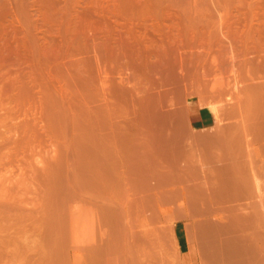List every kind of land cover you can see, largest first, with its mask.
<instances>
[{
    "label": "rangeland",
    "instance_id": "1",
    "mask_svg": "<svg viewBox=\"0 0 264 264\" xmlns=\"http://www.w3.org/2000/svg\"><path fill=\"white\" fill-rule=\"evenodd\" d=\"M43 1L42 0H0V32L2 31L1 32L2 34L0 33V69H1L0 73L3 74L0 75V81H1L0 89L2 88V92L0 93H2L1 95H4L3 97L4 100L0 95V249L3 251L6 250L7 253L5 252V254L8 255L7 257L5 256V254L3 255V257L0 259V264H6L5 262H7V264H77V263L78 264H132L129 261H136L133 262V264H184L183 257L181 256L177 246V235L180 236L182 229L186 227L189 234L191 249L195 250L196 252L197 251L196 244L197 245L199 244V240L197 236V227L199 223L204 222L203 219L193 218L189 216V209L193 207L191 204L186 203L185 200L183 199L179 203L162 204L159 205L158 207L156 204L107 202L109 195L111 194L115 196L118 195L117 193L118 188L115 190L113 189V193H110V190L108 188H104V189L100 188L99 191L104 190V193H99L97 195L95 192H93L92 178L90 177L89 183L87 182L86 154H87V149H89L90 147L89 133L91 131V121H92V109H91L93 104L92 102L94 101L95 103L94 105H100V106H102V104L104 106H110L115 104L116 107L120 108V112H119L120 114L118 113V118L121 119V121L127 118L126 116L127 114L125 115V112L127 113L126 109L125 112H123L124 110H122V108L125 106L124 101L122 100V96L123 94L125 95V92L122 91L123 88L120 86L119 83L120 78L118 77L119 74L118 72L122 73V75L125 76L127 75V77L129 76L128 80L130 79L129 80L130 82L132 83L134 82L135 80L133 77L134 74H132V71H130L131 69L129 68H131V65H133L131 59H133L132 56L134 55L131 52L133 50H136L138 44H136V42L133 43L132 39L131 42L130 38L127 37L128 35L126 36L128 29L127 27L129 23L127 22V20L115 16V14L113 15L112 13H110L108 8L112 6V3H114L115 0H108V1L106 0L107 2L103 0L105 1V3L101 0L100 4L101 2H103L102 4H104L103 5L104 7H100V8H99L100 4L98 6L93 4L98 0L94 2H92V0H78L77 3L76 2L73 3L74 2L73 1L72 2L73 4H71V2L68 3L69 0H53V2L52 0L51 1L43 0ZM47 1H49V3ZM246 1L247 3L251 2L249 4H251L252 6H255L256 4L258 5L260 4V7L262 8L259 7L257 8V11L255 10L258 13V15L255 16V18L256 17L258 18L254 20L255 23H253V25L257 27L263 24L264 13H261L260 11L264 12L263 11L264 2H261V0H259V2L258 0H256V2L254 0L251 1L234 0L235 4L233 6L235 7L233 12L234 14L236 15L239 14V15L235 16L236 18L235 17L233 18L237 19L238 17L240 18L242 16L245 17V11L249 10V4H247ZM41 2H43L45 5ZM91 4L94 6H92ZM238 5L239 7L236 8V6ZM240 5L242 7H240ZM68 6H70L69 8H71L70 12L73 13L74 16L73 18L74 19L76 18L75 20H77L76 23L81 24V21H83L84 19L86 21H91V20L93 21L95 19L94 23L96 22L98 24L99 22V25H96L95 23L96 27L98 26L100 27L101 25L100 28L98 27L99 29L98 33H97L98 29H96L97 31L95 29H92L90 33L92 34L93 32V35H90L89 38L91 39L88 40L89 43L90 41L92 42V40L94 43L93 42L90 43V46L93 47V49L89 46L90 50L87 52V55L89 53L91 55L87 56L85 53V55L89 59L92 58V60H89L87 58L89 60V66L87 63V78L90 79L87 85H84L85 82H83L79 78H77V80L79 79L78 81H76V78H74L73 81H76L74 82L75 84H73V82L71 81L72 82L70 84L71 86L70 85L68 86L66 82L70 77L67 76L66 78L63 76L60 78L61 81H63L64 78L67 79L64 80L65 82L63 81V83H65L67 87L60 80H57L56 78H54L52 82L51 80L50 81L44 80L45 78L44 75H46L47 73L49 74L50 71L56 70L55 69L56 60L53 59L51 61H48L45 51L47 49H51L52 47L53 48L57 47V49L60 48L62 45L66 44L68 40L72 38V37L70 38L71 35H75L77 32H80L82 30V26L78 25L80 28L78 26H76V28L77 29L79 28L80 30L77 31L74 30L75 32L74 34L73 33L68 34L69 39H66V37L63 35V30H61V28H62V24L64 25V23L67 22V18L61 16V14L62 11L68 8ZM106 6L107 9L105 10ZM244 6H247L248 9H246L247 7L244 8ZM59 7L61 8V10ZM96 8H98L102 12L99 11L98 9L96 10ZM240 9L245 11L241 12ZM94 10L98 11V13ZM90 13L92 15L95 13L93 15L94 17ZM52 14H55L54 16L57 15L56 18L54 17L55 20L53 19V21H51L52 18L51 20H49L50 17L48 19V16H45V15L50 16ZM86 14H90V18L86 17ZM99 16L101 19L99 18ZM244 17H242L241 19L238 18L241 21L240 23L241 27L246 22V19ZM174 18L173 19L170 18L171 20H168L169 18H167L165 20L168 27L173 26L175 22L178 21L176 18L175 21ZM260 18L263 21V23L260 20ZM78 19L79 20L82 19V20L78 22ZM209 19L215 20L216 18L210 17ZM234 19L232 20L231 18L232 21H234ZM151 20L150 19L147 20L148 22L146 20L144 21L150 23ZM153 20L151 21L150 23L151 25H149V28L148 26L147 28L149 30L150 36L152 38H157V37H153L154 34H152L156 31L155 24L157 22V20H155L153 23ZM172 20L174 22L173 25H172L173 23ZM144 21H143L144 24L138 25L140 26L139 28H141L142 30L144 29L142 28L143 25H144L143 27H146V23ZM240 21H238V24L237 23L235 24L239 25ZM165 22L164 24H166ZM113 25L116 26V28L112 27ZM109 26L111 27L109 28ZM150 26L153 31H151ZM261 26H264V24ZM48 28L49 30L50 29L51 30L49 31ZM106 28H109V30H111L110 32L113 34L106 32L105 30ZM122 29L124 30L126 29V30L124 31ZM225 30H227V28ZM61 36H63L64 39L63 37L61 38ZM93 36L96 37L93 38ZM155 36L158 35L156 34ZM234 36L229 35V37L232 38L234 43L236 42L235 50L237 56L235 59L234 68L236 71H238L244 65L242 60L244 58L242 57L243 46H241L242 45L241 42L239 43L240 41L239 37L235 36L234 38ZM236 37H238V39ZM107 38L108 40H106ZM99 40L100 41L102 40L105 44L101 42L104 45L103 44L99 45L100 44V42H98ZM225 40L226 39L222 40L220 43L217 42L218 44H216L215 47L216 46L222 47L223 52L225 53L223 54L227 55L226 54L227 47L224 46V44L227 45L226 44L227 40L226 41ZM95 41H97L98 43ZM128 43L129 44L132 43L133 45H129V48L127 49L126 45ZM222 43L223 45L221 46ZM91 44H95V45H91ZM46 45L47 48H45ZM102 45L104 46V49L101 48ZM113 45H116L117 48L120 47L122 49V53H121L120 48L119 49L115 48L116 50H119L117 52H120L122 56L127 52L131 53L132 55L130 54L131 55L130 56L128 55V53L125 54L124 57H122L124 59L121 58L120 60L117 61V63L116 62L114 63L117 65V68H115L114 70L109 69L110 83H112V81L113 83L111 84L112 87H110L111 85L108 86L110 83L107 84L108 88L110 87L111 89L110 90L108 89L109 91L106 93L104 92L103 89L105 88V90H107V87L104 86L102 83L103 82L102 80L104 79L103 78L104 75L100 71L101 69L98 70L97 68L98 66L95 58H98L99 60L97 54L98 52L99 55H101V57L102 54H104L102 57L103 60L101 66L106 65V67L108 68L110 66V60L106 56L107 53L109 56V53H111L112 50L114 49ZM94 46L95 47L99 46V48L101 49L91 52L92 50H96L98 48L97 47L96 49H94L95 48ZM130 46H134L133 47L134 49L133 48L130 49ZM238 49L240 51H238ZM123 50L124 52L126 50L128 51L124 53ZM212 51L213 52L211 53H213V55L215 51L216 54L217 52H219L218 50H214V49ZM101 52L102 54H100ZM95 53L97 54V56ZM211 53H209L210 55L207 54L209 55V58L207 55H205L207 57L204 56L208 60L203 59L204 65L203 67H200L201 69L203 68L207 72L206 75L209 77L208 78L209 80H206V84H203L201 82L203 84L201 85V88H199L197 85H194L197 82L195 83V81L193 80H192L193 82H191L190 79L188 80L186 79L185 81L186 86H184V84L182 85L177 84V88H176L175 87L176 83L170 82L171 84L168 83L166 86L154 87L153 90L159 89L162 92L164 91L163 89L165 88L166 89L168 88L169 91L171 89L170 92L172 94L176 93L175 95H177V97L174 95L176 97L175 99L176 101H174V99L173 100L170 99L172 98L171 96L170 98L168 97L164 100L163 108L164 109L168 108V109L167 110L162 109L163 112L168 110L169 111L171 110L172 112L175 108V105H177V103L186 106V103L192 100H198V103L200 105L206 106L208 103L207 102L208 98L206 99V101L205 99L203 101L200 95L202 92L206 91L205 89H207L208 91L205 92L206 94L209 93V91H211V89L213 88L211 82L213 83L214 80L213 78L215 74H219L221 71L223 74L225 73L224 75L230 76L232 78L233 74H231V68L233 66L230 64L231 62H229V64L228 62H226V64L224 63L225 66L221 65V62L219 63V61L217 62V64H215L216 62L212 63ZM251 53L254 54L253 51ZM251 53L249 54L250 56L253 55V54L251 55ZM79 55L82 56L83 54L80 53L74 55L69 54L67 55L66 59L71 63V60L81 57ZM126 55L130 57H127ZM8 56L9 58H7ZM104 59L106 62L104 61ZM198 60L199 59H197V62H200L202 64L203 61L200 60L198 61ZM126 61L129 62L130 64H128ZM135 61L134 63L137 62ZM241 62L243 64H241ZM90 63L96 66L97 69H95V67ZM211 63L213 67L210 65ZM14 64L16 67L14 66ZM194 64H196V60ZM119 65L121 66L123 65V67L120 68L121 66ZM261 69L262 70H259L260 71L259 75L261 76L259 78L260 79L263 78L262 80H260L258 78V75L256 76L255 74V72H257L258 74L259 71L254 72L255 74L254 76L256 77V79L260 80V81L258 80V82L264 81V76H263L264 69L263 68ZM14 73H17L15 74L17 75L16 77ZM88 73H90L92 76L96 74L95 76H93V78L94 77L95 78L93 79L92 76L89 75ZM99 75L100 77H98ZM6 76H8V78H6ZM96 77H98V79ZM109 79L107 80L106 78L107 81H109ZM232 80L233 79L230 80L229 85L233 84ZM59 83H61L64 86L60 85ZM192 83L194 87L192 86ZM83 85L85 87H83ZM88 86L91 92L89 91V89H86L88 88ZM169 86H173L174 89L173 92H172L173 90L172 87L170 88ZM182 86H184V89H182ZM195 86L198 88H196ZM232 86L233 85L229 86V88L225 90L226 93L228 92L227 94L225 93V91H223L224 95L223 93L221 95V88L218 87L217 85L216 87L218 88L216 89L214 87L215 91L213 90L214 89L213 88L212 89L213 92L210 93L213 96H211L210 94L208 95V97L210 96L209 99L211 98L212 103L213 102L218 103L220 102V100L225 101L227 97V96L225 97V95H229L231 93ZM63 87H66L68 90L72 91L73 93L75 91L74 95L70 94L69 91H66V93H68V97L70 94L71 101L73 99L76 100L80 99V103H81L82 99L81 97L80 98L78 97L81 96L79 95L81 94V92L84 93L86 92L87 94L90 95L89 98L90 103H88L87 107L89 106L88 108H90L88 110L90 114L88 113V115H90L91 118L90 116L87 115V113L84 112L85 109H83V107H80L82 106V104L81 105L80 103L79 104L77 103V105L75 104L77 106L76 107L74 105L75 108L73 107V105L72 106L70 105V104H74L76 100L75 101L73 100V103L70 104L68 103L71 101H69L70 100L69 98L63 96V95H67L65 94V92H62L61 89H64ZM115 87H117L116 89L120 91L119 92L118 90H116V92L118 91L119 94L118 92L117 94L116 93L113 94V92L115 91L113 89H115ZM93 88H95V91ZM202 88L205 91H202L201 90ZM77 89L81 91L79 92ZM181 89L182 92H180ZM185 89H187V91L190 92L187 93ZM218 89L220 91H218ZM9 91L11 93H9ZM121 91L124 93H121ZM217 91L220 92L219 95L217 94ZM5 92H7L9 95L6 94ZM61 92L63 94H60ZM77 92H79L78 95ZM102 93L103 94L106 93L107 95L106 94L103 95ZM7 95L8 97L5 98ZM113 96L116 97V99H114ZM103 97L104 99H106L107 97L109 98L108 100L106 99L107 100L106 101L103 99ZM117 97L119 98V100ZM125 97L126 96H124V100ZM222 97L223 98L225 97V99H223ZM33 99L35 100V102ZM55 99L57 101H54ZM111 99L114 100V101L112 100V104H111ZM168 99L170 100L171 103L169 102ZM61 100L63 103L67 104V108L69 107L68 105L72 107L71 110H73L74 108L75 113L71 111L69 108L68 110L65 109L66 105L63 104ZM45 101L46 103H43ZM77 101L79 102V100ZM173 101L175 104L173 103ZM7 103L9 104L8 107L6 105ZM118 103L120 105L123 104L124 106L122 105L121 108ZM226 104H227L226 106L228 105L230 106V104L228 103ZM63 105L65 106L64 108H62ZM9 106L12 108H10ZM43 107L44 110L42 109ZM24 109H27L26 110L27 113L25 112ZM64 109L67 110L68 112L64 111ZM191 109L192 107L190 106L189 118L191 117ZM42 111L44 113H42ZM66 112L67 113L71 112V113L67 114ZM45 113H47V116H45L46 115ZM63 113L64 115L66 114L67 117L66 115L64 116ZM131 114L133 115L132 111L130 110L129 116H132ZM226 117H228V120H230L231 118H234L236 116L231 115L229 117L228 114V116ZM226 117H225V121L227 120ZM39 118H41L42 120ZM185 120L186 122L188 121V119ZM260 142L261 141H258L256 145L263 146L262 144L264 141L261 143ZM261 152L264 153V148L261 150ZM258 156H256L255 159L256 163L259 162L264 163V160L263 162H261L262 159H264L263 158L264 155L262 154L259 155L258 153ZM11 157L13 160L11 159ZM257 158H259V162L257 161L258 160ZM254 176H256L257 178L259 177L257 172H254ZM258 180L260 181V177L258 178ZM95 189L96 188H94V190ZM260 192H261V188H260ZM129 195H132V193L130 192ZM117 199H118L117 197L114 198V200ZM203 203L204 202H198V205L197 207H195V209H197V211L199 212H202V209H204L208 205ZM220 204L221 206H219ZM199 206H201L202 209ZM229 206L231 207L230 203L215 204L214 209L219 212L217 214L218 218L208 221L214 223H218L219 221L223 223L227 221L228 213L230 210ZM100 249L101 251H99ZM76 258L78 259L76 260ZM80 259H82L81 262ZM87 259L90 261V263ZM76 261L77 263H75ZM207 264H209V260L207 261Z\"/></svg>",
    "mask_w": 264,
    "mask_h": 264
},
{
    "label": "bare ground",
    "instance_id": "2",
    "mask_svg": "<svg viewBox=\"0 0 264 264\" xmlns=\"http://www.w3.org/2000/svg\"><path fill=\"white\" fill-rule=\"evenodd\" d=\"M43 1V0H42ZM51 1V0H50ZM74 1V2H73ZM77 1L78 0H69L68 1V3H70L71 2V4H73V3H77ZM94 1H96V0H92V2H94ZM100 1L101 0H98V1H96V2H94L93 4L94 5H99L100 4ZM103 1V0H102ZM106 1V0H105ZM105 1H103L104 3H105ZM108 1V0H107ZM106 1V2H107ZM251 1V0H250ZM255 2H256V0H254ZM44 2V1H43ZM43 2H41V3H43ZM48 3H49V1H47ZM52 2H53V0H52ZM51 2V3H52ZM55 2V1H54ZM73 2V3H72ZM79 2H81V1H79ZM83 2V1H82ZM91 2V3H92ZM103 2H101V4L99 5V8L100 7H104L103 5L104 4H102ZM244 2V1H243ZM253 2V1H252ZM258 2H259V0H258ZM261 2H264V0H261ZM50 3V4H51ZM96 3V4H95ZM237 3V2H236ZM246 3H247V1H246ZM249 3H251V2H249ZM249 3H247V4H249ZM44 4V3H43ZM53 4V3H52ZM89 4V3H88ZM235 3H234V0H115L114 1V3H112V6L110 7V8H108L109 9V11H110V13H112L113 15L115 14V16H118V17H121V18H123V19H125V20H127V22L129 23V25H128V29H127V34H126V36L127 37H129L130 38V41H131V39H132V41H133V43H135L136 42V44H138V47L136 48V50H133L134 48V46L136 45H134V46H130V49L131 48H133L131 51V53L134 55V56H132L133 57V59H135V60H133V59H131L132 61L131 62H133L132 64L134 65H131V68H129V69H131L130 71H132V74H134L133 75V77H134V82L132 83V82H130L129 80H128V78H129V76L127 77V75L125 76V75H122V73H120V72H118L119 74H118V77L120 78V81H119V79H118V81H119V83H120V86L123 88V90L122 91H124L125 92V95L123 94V96H122V100L124 101V105L126 106V108H125V106L122 108L121 106L122 105H120L119 103V106L122 108V110H124L123 112H125V109H126V111H127V113L125 112V115L128 117L129 116V114H130V110L132 111V113H133V117H136L135 119H139V122H141L140 120H142L143 121V123L147 120L148 121V119H150L152 116H156V119L157 118H159L158 116H163V117H166V119H167V117L168 118H170V117H174L175 116V119L178 117V119L179 120H181V122L184 124V122H186V120L185 119H188V121L190 120V118H189V112H190V102L188 103H186V106H183L182 104H179V103H177V105H175V108H174V110L171 112V110L169 111H165V112H163V110L162 109H164L163 107V102H164V100L166 99V98H170V96L172 97V98H170V99H174V101H176L175 99H176V97H177V95H175L176 93H171L170 91H171V89H170V91L168 90V88L166 89H163L164 91L162 92L161 90H159V89H156V90H153L154 89V87H158V86H166L168 83H176V88H177V84H179V85H182V84H184V86H186L185 85V81H186V79L188 80V79H190V81L191 82H193V81H195V83L197 82H199L198 84L196 83V84H194V85H197L199 88H201V85H203V84H206V80H209L208 78V76L206 75V71L202 68H200V67H203V65H204V61H203V59H206L205 57H207L208 56V58H209V53H211V52H213L212 50L214 49V50H218L219 52H217V54H216V51H215V53H214V55H213V53H211L212 54V59H211V61H212V63L214 62H216L215 64H217V62L219 61V63L221 62V65H224V63L226 64V62H228V64H229V62H231L230 64L233 66L232 68H231V74H233V76H232V78L230 77V76H226V75H224L221 71H220V73L219 74H215V76H214V80H213V83L211 82V84H212V87L214 88H218V87H220L221 88V95H222V93H223V95H224V92L223 91H225V90H227V88H229V86H231V85H233L232 86V91H231V93L229 94V95H225V97H226V100L225 101H221L220 100V102H218V103H212L211 102V98L209 99V97H208V95L210 94V93H212L213 91H212V89H211V91H209V93H205V92H208L207 91V89H205V90H203V88L201 89L202 91H205V92H202L201 93V95H200V97L203 99V101H204V99H205V101H206V99L208 98V100H207V107L209 108V110L212 112V114H213V116L215 117V120H216V123H217V125H220V124H222V126L223 125H225L224 124V122H228L227 120H228V117H226V116H228V114H229V117L231 116V115H233V116H236V117H234V118H236L235 120H236V122L237 123H235L234 125H237V127H236V131L234 130V132H237L239 135H238V138H239V136L240 135H244L245 137H246V143L243 145V146H241L242 144H239V149L241 148V149H245L244 151L245 152H247L248 153V156L247 157H249L250 159V161H249V163H251V165H253V164H255L254 162V160L256 159V156H258V153H259V155H264V153L263 152H261V150L264 148V81H261V82H258V80L260 79L259 77H261L260 75H259V73H260V71L259 70H262L261 68H263L264 69V26H261V25H263L264 23H263V21L261 20V18H260V20L262 21V23L263 24H261V25H259V26H257V27H255V25H253V23H255L254 22V20L256 19V18H258V17H256L255 18V16H257L258 15V13L256 12L257 11V8H259L260 7V4L258 5V4H256L255 6H252L251 4H249V10L248 11H245V10H241L240 9V11L242 12H244L245 11V17L244 16H242V17H244L245 19H246V22H245V24L241 27L240 26V23H241V21H240V19L242 18H240V17H238V18H240V19H238V21H240L239 22V25H237L238 24V21H237V19H234L233 17H235V16H238V15H236V14H234V7L235 6H233ZM238 4V3H237ZM236 4V5H237ZM45 5V4H44ZM55 5V4H54ZM81 5V4H80ZM92 5V4H91ZM94 5H92V6H94ZM43 6V5H42ZM61 6V5H60ZM65 6V5H64ZM48 7V6H47ZM50 7H52V6H50ZM70 6H68V8L67 7H65V8H67L66 10H64V11H62V14H61V16H64V17H66L67 18V22L66 23H64V25L62 24V28H61V30H63V35L66 37V39H69L68 38V34H74L75 32H74V30L75 31H77V30H80L79 28V26L81 25L82 26V30L80 31V32H77L75 35H71L70 36V38L72 37H74L73 39L71 38L70 40H68V42H66V44H64V45H62L60 48H58L57 49V47H55V48H51V49H47L46 51H45V54H46V56H47V60L48 61H51V60H56L55 62H56V64H55V71L53 70V71H50L49 72V74L47 73H45L46 75H44V80H46V81H50L51 80V82H52V80L54 79V78H56L57 80H60L61 81V77L63 76V77H65L66 78V76L67 77H70V78H68V80L70 81H68L67 79H65L64 78V80H67V84H68V86L73 82V84H75L74 82H76V81H78L79 79L80 80H82L83 82H85V84L84 85H87L88 84V82L90 81V79L89 78H87V63H88V66H89V60H92V58H88L87 56L88 55H91L90 53L87 55V52L90 50V48H89V46H90V43H92L93 42V40H92V42L90 41V43L88 42V40L89 39H91V38H89L90 37V35H93V32H92V34L90 33L91 31H92V29H98V27H96V25H99V22H98V24L96 23V25H95V23H94V20L92 21H86L85 19L83 20V21H81L82 19H78V22L79 21H81V24L80 23H76V21L77 20H75L73 17V13L72 12H70L71 10V8H69ZM77 7V6H76ZM84 7H85V5H84ZM96 7V6H95ZM109 7V6H108ZM237 7H239V5L238 6H236V8ZM240 7H242L241 5H240ZM245 7H247V6H244V8ZM60 8V7H59ZM73 8V7H72ZM260 8H262V7H260ZM46 9V8H45ZM63 9V8H62ZM85 9V8H84ZM98 8H96V10H97ZM101 9H103V8H101ZM107 9V6L105 7V10ZM246 9H248V7L246 8ZM263 9H264V7H263ZM43 10V9H42ZM54 10V9H53ZM60 10H61V8H60ZM96 10H94V11H96ZM99 10V9H98ZM236 10H238V9H236ZM256 10V11H255ZM52 11V10H51ZM50 11V12H51ZM58 11V10H57ZM90 11V10H89ZM99 11H101V10H99ZM264 11V10H263ZM79 12H80V10H79ZM97 13H98V11H96ZM102 12V11H101ZM258 12H259V10H258ZM261 13H264V12H262V11H260ZM56 13H58V12H56ZM49 14V13H48ZM77 14V13H76ZM84 14V13H83ZM91 14V13H90ZM90 14H86V17H88V18H90ZM95 14V13H94ZM93 14V15H94ZM55 14H52V15H45V16H48V19H49V17H50V19L49 20H51V18H52V20L51 21H53V19H54V17L56 18L57 17V15L56 16H54ZM92 15V14H91ZM92 15V16H93ZM111 15V14H110ZM53 16V17H52ZM82 16V15H81ZM108 16V15H107ZM43 17V16H42ZM59 17V16H58ZM94 17V16H93ZM176 18L178 21L177 22H175V24H174V22H173V20H172V25L173 26H167V23L165 22V20L167 19V18H169L168 20H171V19H173V18ZM210 17H214V18H216L215 20L214 19H209ZM263 17V16H262ZM80 18V17H79ZM99 18H100V16H99ZM171 18V19H170ZM174 18V19H175ZM231 18H232V20L234 19V21H232L231 20ZM236 18V17H235ZM101 19V18H100ZM110 19V18H109ZM153 20V19H155V20H157V22H156V24H155V32L154 33H152V34H154V36L153 37H157V38H152L151 36H150V34H149V30H148V28H149V25H151L150 23H151V21H150V23H147L148 21L147 20ZM176 19H175V21H176ZM45 20H46V18H45ZM55 20V19H54ZM138 20V21H137ZM141 20H146V21H144L145 23H146V27H143L142 26V28H144L143 30L141 29V28H139L140 26H138V25H142V24H144L143 23V21H141ZM155 20H153V23H154V21ZM168 20H167V22H168ZM243 20V19H242ZM48 21V20H47ZM106 21V20H105ZM257 21V20H256ZM260 21V22H261ZM43 22H45V21H43ZM42 22V23H43ZM50 22V21H49ZM63 22V21H62ZM61 22V23H62ZM112 22V21H111ZM164 22L166 23V24H164ZM152 23V24H153ZM170 23V22H169ZM232 23V24H231ZM235 23H237V24H234ZM243 23V22H242ZM51 24V23H50ZM107 24V23H106ZM148 24V25H147ZM56 25H58V24H56ZM79 25V26H78ZM112 25V24H111ZM114 25H115V23H114ZM112 26V27H115L116 28V26ZM170 25V24H169ZM48 26V25H47ZM61 26V25H60ZM76 26H78L79 28L77 29L76 28ZM147 26H148V28H147ZM167 26V27H166ZM95 27V28H94ZM100 27H101V25H100ZM99 27V28H100ZM111 26H109V28H110ZM227 28V30H225L226 28ZM109 28H106L105 30H106V32H108V33H111L110 31L111 30H109ZM118 28V27H117ZM152 28H153V26H152ZM57 29H58V26H57ZM150 29H151V26H150ZM48 30H49V28H48ZM51 30V29H50ZM49 30V31H50ZM95 30H93V31H95ZM101 30H102V28H101ZM108 30V31H107ZM118 30V29H117ZM122 30H124V29H122ZM126 30V29H125ZM124 30V31H125ZM97 31V30H96ZM151 31H153L152 29H151ZM2 32V31H1ZM0 32V33H1ZM99 32V29H98V31H97V33ZM228 32V33H227ZM61 33V32H60ZM96 33V34H97ZM2 34V33H1ZM50 34V33H49ZM62 34V33H61ZM107 34V33H106ZM111 34H113V33H111ZM158 35V36H155V35ZM235 35V36H238L239 37V39H240V41H239V43L241 42V46H243V56L242 57H244L242 60H243V63H244V65L241 67V65H240V69L238 70V71H236L235 70V68H234V63H235V59H236V56H237V53H236V50H235V43H234V41L232 40V38H230L229 37V35ZM60 35V34H59ZM109 35V34H108ZM2 36V35H1ZM125 36V35H124ZM235 36H234V38H235ZM63 36H61V38H62ZM94 37H96V36H93V38ZM238 37H236L237 39H238ZM98 38V37H97ZM104 38V37H103ZM124 38V37H123ZM233 38V39H234ZM49 39V38H48ZM63 39H64V37H63ZM111 39V38H110ZM224 39H226L227 40V45H225L224 44V46H226L227 47V49H226V47H225V49L227 50L226 52V54L227 55H224L225 53L223 52V49H222V47H220V46H216L215 47V45L216 44H218V43H220L222 40H224ZM95 40H96V38H95ZM106 40H108V38L106 39ZM124 40V39H123ZM127 40H129V39H127ZM225 40V41H226ZM51 41V40H50ZM70 41V42H69ZM131 41V42H132ZM59 42V41H58ZM65 42V41H64ZM95 42H97V41H95ZM98 42H100V44L99 45H101V44H103L104 42L101 40H99ZM97 42V43H98ZM101 42H103V43H101ZM218 42V43H217ZM224 42V41H223ZM251 42H252V44H251ZM94 43V42H93ZM117 43V42H116ZM130 43V42H129ZM127 44L126 46H127V49L129 48V45H133L132 43L131 44ZM52 44V43H51ZM105 44V43H104ZM103 44V45H104ZM48 45V44H47ZM47 45H46V47L45 48H47ZM50 45V44H49ZM91 45H95V44H91ZM96 45H98V44H96ZM102 45V47L101 48H103L104 49V46ZM107 45V44H106ZM105 45V46H106ZM223 45V43L221 44V46ZM240 45V44H239ZM114 46V49L113 50H115V51H113L112 50V52L111 53H109V56H108V53H107V56L106 57H108L109 58V60H110V68L108 67H106V65H103V66H101L102 65V57H103V55L104 54H102V52L100 53V54H102V57H101V55H99V52L97 53L98 54V57H99V60H98V58H95L96 59V63H97V68H98V70L99 69H101L100 71L103 73V75H104V79L102 80L103 82V85L104 86H106L107 87V90H105V88H104V86H103V90H104V92H108L111 88L110 87H112V83H113V81H112V83H110V79H109V74H110V71H109V69H111V70H114L115 68H117V65L116 64H114L115 62L117 63V61L118 60H120L122 57H124V55L125 54H127L128 53V55H130L131 53H129V52H127L128 50H126L125 52H127V53H125L124 52V50L126 49V46H125V49L123 50V52L125 53L123 56H122V49L120 50L121 51V53L120 52H117V51H119V50H116L115 48H117V46L116 45H113ZM116 46V47H115ZM17 47V46H16ZM26 47V46H25ZM30 47V46H29ZM91 47V46H90ZM95 47V46H94ZM98 47V48H97ZM124 47V46H123ZM220 47V48H219ZM92 49H93V47H91ZM97 48V49H96ZM101 48H99V46H96L94 49H96V50H92L91 52H94V51H97L98 49H101ZM110 48V47H109ZM119 48H117V49H119ZM16 49H18V48H16ZM224 49V50H225ZM13 50V49H12ZM34 51V50H33ZM32 51V52H33ZM105 51V50H104ZM130 51V50H129ZM238 51H240L239 49H238ZM254 52V54L253 53H251V52ZM43 52V51H42ZM242 52V51H241ZM14 53V52H13ZM17 53V52H16ZM78 53H80V54H83L82 56L81 55H79V56H81V57H79V58H77V59H73V60H71V63L66 59L67 58V55H74V54H78ZM85 53H86V55H85ZM105 53V52H104ZM224 53V54H223ZM251 53V55L252 56H250L249 54ZM96 54V53H95ZM94 54V55H95ZM97 54H96V56H97ZM131 54V55H132ZM207 54H209V55H207ZM130 55V56H131ZM205 55H207V56H205ZM239 55V54H238ZM19 56V55H18ZM34 56V55H33ZM46 56H44V57H46ZM93 56V55H92ZM127 56V55H126ZM125 56V57H126ZM130 56H127V57H130ZM205 56V57H204ZM15 57V56H14ZM101 57V58H100ZM131 57V58H132ZM240 57V56H239ZM7 58H9V56L7 57ZM74 58V57H73ZM89 60H88V59ZM63 59H65V60H63ZM70 59V58H69ZM72 59V58H71ZM122 59H124V58H122ZM126 59V58H125ZM197 59H199L200 61H203L202 62V64L200 63V62H197ZM239 59V58H238ZM237 59V60H238ZM68 62H67V61ZM107 60V59H106ZM195 60H196V64H194V62H195ZM198 60V61H199ZM206 60H208V59H206ZM34 61V60H33ZM104 61H105V59H104ZM134 61L136 62V63H134ZM19 62V61H18ZM106 62V61H105ZM127 62V61H126ZM17 63V62H16ZM128 64H130L129 62H127ZM209 63V62H208ZM212 63L210 64L211 66H212ZM218 63V64H219ZM242 62H241V64H243ZM36 64V63H35ZM53 64V63H52ZM91 65H93L92 63H90ZM104 64V63H103ZM106 64V63H105ZM124 64V63H123ZM199 64H201V65H199ZM17 65V64H16ZM109 65V64H108ZM125 65H126V63H125ZM124 65V66H125ZM220 65V66H221ZM14 66H15V64H14ZM35 66V65H34ZM94 66V65H93ZM93 66H91V67H93ZM101 66V67H100ZM119 66H121V65H119ZM210 66V67H211ZM225 66V65H224ZM223 66V67H224ZM16 67V66H15ZM46 67V66H45ZM95 67V69H97L96 68V66H94ZM123 67V65L120 67V68H122ZM126 67V66H125ZM133 67V68H132ZM206 67V66H205ZM213 67V66H212ZM211 67V68H212ZM218 67V66H217ZM236 67V66H235ZM89 68V67H88ZM119 68V69H120ZM216 68V67H215ZM214 68V69H215ZM219 68H221V67H219ZM21 69V68H20ZM128 69V70H129ZM238 69V68H237ZM1 70V69H0ZM92 70H93V68H92ZM187 70V71H186ZM223 70V69H222ZM8 71V70H7ZM91 71V70H90ZM96 71V70H95ZM210 71V70H209ZM255 71H259L258 72V74H257V72H255ZM3 72V71H2ZM125 72V71H124ZM129 72V71H128ZM214 72H216V71H214ZM254 72H255V74H256V76L258 75V80L256 79V77L254 76L255 74H254ZM4 73H5V71H4ZM94 73V72H93ZM97 73H98V71H97ZM212 73V72H211ZM218 73V72H217ZM2 73H0V75H1ZM15 74H17V73H14V75ZM89 75H91L90 73H88ZM131 74V75H132ZM3 75V74H2ZM5 75V74H4ZM13 75V74H12ZM96 75V74H95ZM95 75H93V76H95ZM113 75H114V73H113ZM17 75H15V77H16ZM92 76V75H91ZM93 76H92V78H93ZM211 76V75H210ZM264 76V75H263ZM10 77V76H9ZM12 77V76H11ZM31 77V76H30ZM98 77H100V75L98 76ZM98 77H96L97 79H98ZM6 78H8V76H6ZM14 78V77H13ZM74 78H76V81H73V79ZM77 78H79L78 80H77ZM95 78V77H94ZM93 78V79H94ZM106 78H107V80L109 79V81H107L106 80ZM12 79V78H11ZM18 79V78H17ZM71 79V80H70ZM89 79V80H88ZM231 79H233L232 80V82H233V84H231V85H229L230 84V80ZM263 78H261L260 80H262ZM1 80H2V78H1ZM30 80V79H29ZM32 80V79H31ZM63 80V79H62ZM63 80V81H64ZM193 80V81H192ZM257 80V81H256ZM259 80V81H260ZM5 81V80H4ZM14 81V80H13ZM25 81V80H24ZM60 81H58V82H60ZM63 81H61L62 83H63ZM72 81V82H71ZM1 82V81H0ZM21 82V81H20ZM54 82V81H53ZM65 82V81H64ZM69 82V83H68ZM96 82V81H95ZM107 82V83H106ZM189 82V81H188ZM203 84H202V83ZM208 82V81H207ZM3 83V82H2ZM12 83V82H11ZM10 83V84H11ZM34 83V82H33ZM49 83V82H48ZM110 83V84H109ZM118 83V84H119ZM170 83V84H171ZM201 83V84H200ZM5 84H6V82H5ZM37 84V83H36ZM54 84V83H53ZM60 85H62L61 83H59ZM64 85H65V83H63ZM72 84V85H73ZM77 84V83H76ZM83 84V83H82ZM94 84V83H93ZM107 84H109L108 86H110L109 88H108V86H107ZM117 84V85H118ZM186 84H188V83H186ZM15 85V84H14ZM32 85V84H31ZM59 85V86H60ZM64 85H62V86H64ZM83 85V87H85ZM91 85V84H90ZM207 85H208V83H207ZM218 85V87H216ZM1 86V85H0ZM10 86V85H9ZM23 86V85H22ZM25 86V85H24ZM34 86V85H33ZM55 86V85H54ZM66 87H67V85H65ZM71 86V85H70ZM92 86V85H91ZM113 86H114V84H113ZM116 86V85H115ZM184 86H182V89H184ZM192 86H193V83H192ZM58 87V86H57ZM66 87H63L64 89H61L62 90V92H65V94H67V95H63V96H65L66 98H69L70 99V94H72V95H74V93H75V91H74V89H73V91H74V93L72 92V91H70V90H68ZM94 87V86H93ZM170 88L172 87V89H173V86H169ZM181 87V86H180ZM194 87V86H193ZM196 87V86H195ZM198 87H196V88H198ZM204 87V86H203ZM207 87V86H206ZM3 88H4V85H3ZM7 88V87H6ZM11 88V87H10ZM33 88V87H32ZM52 88V87H51ZM62 88V87H61ZM66 88V89H65ZM117 87H115V89H113V90H115L114 92H113V94L114 93H116L117 94V92L119 91L118 89H116ZM176 88H175V90H176ZM215 88L213 89L214 91H215ZM219 88V89H220ZM24 89V88H23ZM50 89V88H49ZM71 89V88H70ZM86 89H89V86H88V88H86ZM94 89V91H95V88H93ZM93 89H92V91H93ZM100 89H101V87H100ZM109 89V90H108ZM119 89H121V88H119ZM182 89L180 90V92H182ZM209 89V88H208ZM218 89V91H220ZM1 91L0 92H2V88L0 89ZM29 90H31V89H29ZM43 90V89H42ZM53 90V89H52ZM58 90V89H57ZM78 91H79V89H77ZM76 90V91H77ZM116 90H118L117 92H116ZM186 90V92L188 93V92H190V91H187V89H185ZM185 90H183V91H185ZM198 90V89H197ZM5 91H7V90H5ZM11 91V90H10ZM9 91V93H11ZM34 91V90H33ZM32 91V92H33ZM66 91H69L70 92V94H69V97H68V93H66ZM81 91V90H80ZM79 91V92H80ZM83 91V90H82ZM89 91H90V89H89ZM112 91V90H111ZM121 91V93H124V92H122ZM174 91V89L172 90V92ZM192 91V90H191ZM217 91V94L219 95L220 94V92H218ZM43 92V91H42ZM46 92V91H45ZM60 93V94H63V93ZM79 92H77V95H78V93ZM91 92V91H90ZM120 92V91H119ZM119 92H118V94H119ZM6 94H8L7 92H5ZM5 93H3V94H5ZM53 93V92H52ZM93 93V92H92ZM106 93H102L103 95H105ZM186 93V94H187ZM198 93V92H197ZM200 93V92H199ZM225 93H226V91H225ZM228 93V92H227ZM226 93V94H227ZM2 93H0V95H1ZM18 94V93H17ZM186 94H185V96H186ZM214 94V93H213ZM216 94V93H215ZM9 95V94H8ZM8 95L5 97V98H7L8 97ZM49 95V94H48ZM77 95H75V96H77ZM79 95H81V96H78L79 98L81 97V99H82V102L80 103V99H77V100H79V102L76 100V99H73L75 102H74V104H70V103H73V100L71 101V99L69 100V101H71V102H68L71 106L73 105V107H74V105L76 104L77 105V103L79 104L80 103V105L82 104V106H80V107H83V109H85V110H87V111H85L84 110V112L85 113H87V115H88V113H89V109L90 108H88L87 107V105H88V103H90V95L89 94H87L86 92L84 93V92H81V94H79ZM107 95V94H106ZM176 97H175V96ZM183 95H184V93H183ZM211 96H213L212 94H210ZM2 96V99L4 100V95H1ZM19 96V95H18ZM62 96V97H63ZM98 96H99V94H98ZM111 96V95H110ZM120 96H121V94H120ZM124 96H126L125 97V100H124ZM174 96V97H173ZM192 96H193V94H192ZM14 97V96H13ZM25 97V96H24ZM43 97V96H42ZM41 97V98H42ZM49 97V96H48ZM55 97V96H54ZM57 97V96H56ZM61 97V96H60ZM95 97H96V95H95ZM105 97V96H104ZM104 97H103V99H104ZM182 97H184V96H182ZM215 97V96H214ZM213 97V98H214ZM225 97L223 98V99H225ZM26 98V97H25ZM52 98V97H51ZM65 98V99H66ZM108 98L109 97H107L106 99L108 100ZM113 98L114 99H116V97H114L113 96ZM118 98V97H117ZM28 99V98H27ZM53 99V98H52ZM62 99V98H61ZM106 99H104V100H106ZM201 99V100H202ZM30 100V99H29ZM34 100V99H33ZM41 100V99H40ZM63 100V99H62ZM62 100H61V102H62ZM67 100V99H66ZM106 100V101H107ZM112 100L113 99H111V104H112ZM118 100H119V98H118ZM120 100H121V98H120ZM122 100H121V102H122ZM169 100V99H168ZM24 101V100H23ZM49 101V100H48ZM47 101V102H48ZM54 101H57L56 99L54 100ZM59 101H60V98H59ZM65 101V100H64ZM98 101V100H97ZM105 101V102H106ZM114 101V100H113ZM174 101H173V103H174ZM32 102V101H31ZM34 102H35V100H34ZM33 102V103H34ZM104 102V101H103ZM169 102H170V100H169ZM168 102V103H169ZM186 102V101H185ZM20 103H21V101H20ZM19 103V104H20ZM32 103V104H33ZM43 103H46V101L45 102H43ZM49 103V102H48ZM59 103V102H58ZM63 103V102H62ZM107 103V102H106ZM165 103H166V101H165ZM164 103V104H165ZM171 103V102H170ZM169 103V104H170ZM182 103H183V101H182ZM226 103H228V104H230V106L228 107V106H226L227 104ZM31 104V103H30ZM36 104V103H35ZM41 104V103H40ZM54 104V103H53ZM63 104H65V103H63ZM95 104V103H94ZM102 104V103H101ZM105 104V103H104ZM114 104V103H113ZM117 104V103H116ZM175 104V103H174ZM174 104H173V107H174ZM7 105V107H8V103L6 104ZM15 105V104H14ZM13 105V106H14ZM29 105V104H28ZM57 105V104H56ZM59 105V104H58ZM66 105V107L63 105V107L62 108H64L65 107V109H67L68 110V108L71 110V106L70 105H68L69 107L67 108V104H65ZM75 105V106H76ZM85 105V106H84ZM103 105V104H102ZM108 105V104H107ZM5 106V105H4ZM18 106V105H17ZM97 106V105H96ZM112 106H114V108H115V104L114 105H112ZM118 106V105H117ZM10 107V106H9ZM15 107V106H14ZM33 107V106H32ZM41 107V106H40ZM52 107V106H51ZM61 107V106H60ZM77 107V106H76ZM79 107V108H80ZM84 107H87V108H84ZM99 107H100V105H99ZM101 107H103V106H101ZM107 107V106H106ZM131 107H132V109H131ZM171 107V106H170ZM3 108V107H2ZM1 108V109H2ZM10 108H12V107H10ZM20 108V107H19ZM22 108V107H21ZM75 108V107H74ZM74 108H73V110H71V111H73L74 113H75V111H74ZM108 108V107H107ZM113 108V109H114ZM117 108V107H116ZM229 108V109H228ZM29 109V108H28ZM43 110H44V107L42 108ZM54 109V108H53ZM64 109V111H67V110H65ZM82 109V108H81ZM92 109V108H91ZM112 109V108H111ZM112 109V110H113ZM118 109V108H117ZM168 109V108H167ZM167 109H164V110H167ZM23 110V109H22ZM25 110V112H26V110L27 109H24ZM46 110V109H45ZM69 110V111H70ZM94 110H96V109H93V111ZM101 110V109H100ZM99 110V111H100ZM121 110V111H122ZM6 111V110H5ZM31 111V110H30ZM37 111V110H36ZM63 111V110H62ZM79 111V110H78ZM91 111V110H90ZM103 111V110H102ZM68 112V111H67ZM66 112V113H67ZM72 112V113H73ZM80 112V111H79ZM83 112V113H84ZM114 112H116V111H114ZM27 113V112H26ZM37 113V112H36ZM35 113V114H36ZM42 113H44L43 111H42ZM52 113V112H51ZM71 113V112H70ZM70 113H67V114H70ZM84 113V114H85ZM100 113V112H99ZM110 113H112V111L110 112V110H109V114ZM46 115L45 116H47V113H45ZM61 114V113H60ZM90 114V113H89ZM95 114V111H94V113H93V115ZM102 114V113H101ZM104 114H106L105 112H104ZM112 114H114V113H112ZM116 114H117V112H116ZM120 114V113H119ZM29 115V114H28ZM41 115H43V114H41ZM40 115V116H41ZM63 115H64V113H63ZM62 115V116H63ZM66 115V114H65ZM64 115V116H65ZM132 115V114H131ZM32 116V115H31ZM59 116V115H58ZM70 116V115H69ZM88 116H90V115H88ZM120 116V115H119ZM66 117H67V115H66ZM94 117H99V116H95L94 115ZM108 117V116H107ZM113 117H114V115H113ZM131 117V116H130ZM130 117H128V118H130ZM225 117L227 118V120L225 121ZM42 118V117H41ZM41 118H39V119H41ZM70 118V117H69ZM69 118H67V119H69ZM90 118H91V116H90ZM100 118V117H99ZM132 118V117H131ZM155 118V117H154ZM32 119V118H31ZM34 119V118H33ZM110 119H111V117H110ZM115 119V118H114ZM173 119V118H172ZM171 119V120H172ZM42 120V119H41ZM75 120V119H74ZM73 120V121H74ZM95 120V119H94ZM113 120V119H112ZM116 120V119H115ZM133 119H131V121H132ZM145 120V121H144ZM151 121H152V118L150 119ZM153 120H155V119H153ZM158 120V119H157ZM169 120V119H168ZM234 120V119H233ZM102 121V120H101ZM107 121V120H106ZM137 122H138V120H136ZM136 121H134V122H136ZM146 121V122H147ZM150 121V126H153L154 124H153V122H151ZM187 121V125L189 124V122ZM171 122H173V121H171ZM179 122V121H178ZM191 122V121H190ZM107 123H110V121L109 122H107ZM112 123V122H111ZM131 123H133V122H131ZM155 123H156V121H155ZM159 123H161V122H158V124ZM127 124V123H126ZM136 124V123H135ZM148 124H149V121H148V123H147V126H148ZM152 124V125H151ZM157 124V125H158ZM173 124H174V122H173ZM177 123H175V125H176ZM231 124V123H230ZM104 125H106V123L104 124ZM113 125V124H112ZM143 125V124H142ZM141 125V126H142ZM156 125V124H155ZM161 125H163V124H161ZM178 125V127H179V124H177ZM176 125V126H177ZM181 125V124H180ZM185 125V124H184ZM234 125H233V127H234ZM28 126H30V125H28ZM33 126V125H32ZM126 126H128V125H126ZM140 126V127H141ZM144 126H146V125H144ZM165 126V125H164ZM172 126V125H171ZM175 126V127H176ZM182 126V125H181ZM230 126H232V125H230ZM108 127V126H107ZM111 127V126H110ZM135 128H136V126H134ZM137 127H138V125H137ZM157 128L159 127V126H156ZM162 128H163V126H161ZM175 127H173V129L175 128ZM191 127V125H189V128ZM33 128V127H32ZM89 128V127H88ZM120 128V127H119ZM123 128V127H122ZM126 128H128V127H126ZM149 128H152V127H149ZM153 128H154V126H153ZM183 128H185V126H183ZM192 128V127H191ZM190 128V129H191ZM210 128V127H209ZM226 128V127H225ZM231 128V127H230ZM229 128V129H230ZM133 129V128H132ZM144 129H146V131H147V129L148 128H144ZM166 129H171V128H166ZM190 129H186V130H188V131H190ZM217 129H218V127H217ZM216 129V130H217ZM233 129V128H232ZM118 130V129H117ZM125 130V129H124ZM129 130V129H128ZM175 130V129H174ZM185 130V131H186ZM192 130V129H191ZM219 130V129H218ZM101 131V130H100ZM100 131H98L97 130V132L99 133ZM131 131V130H130ZM148 131H149V129H148ZM148 131H147V133H148ZM172 131V130H171ZM177 131H178V129H177ZM176 131V133L175 132H170V133H175V134H177L178 132ZM200 131V130H199ZM203 131H205V132H203L204 134L205 133H211V135H212V132H213V129H207V130H203ZM152 132V131H151ZM157 132V131H156ZM164 132V131H163ZM191 132V134L192 135H196L197 133H196V131H194V134L192 133L193 132V130L192 131H190ZM215 132V131H214ZM219 132V131H218ZM227 132V131H226ZM229 132V131H228ZM124 134L125 133H127V132H123ZM131 133V132H130ZM154 133V132H153ZM153 133H151V134H153ZM169 133V132H168ZM167 133V134H168ZM179 133H180V131H179ZM184 133V132H183ZM196 133V134H195ZM220 133V132H219ZM230 133V132H229ZM232 133H233V130H232ZM149 134V133H148ZM162 134V133H161ZM166 134V133H165ZM186 134V133H185ZM184 134V138H179V139H181L180 140V142L181 143H184V142H182V139L184 140L185 138H186V136L188 137V135L186 134L185 135ZM199 134V137H200V134L201 133H198ZM214 134V133H213ZM236 134V133H235ZM102 135V134H101ZM113 135V134H112ZM179 135H181V134H179ZM183 135V134H182ZM192 135H191V137H192ZM221 135V134H220ZM232 135V134H231ZM134 136V135H133ZM175 136V135H174ZM218 136V133H217V135H215V136H213V137H217ZM102 137H104V136H102ZM177 137H178V135H177ZM181 137V136H180ZM189 137H190V135H189ZM188 137V138H189ZM205 137H207V139H208V136H205ZM220 137H223V136H220ZM225 137H226V135H225ZM224 137V138H225ZM229 137H230V135H229ZM242 137V136H241ZM241 137L239 138V139H241ZM155 138H157V137H155ZM158 138H160V137H158ZM162 138V137H161ZM160 138V139H161ZM165 138V137H164ZM187 138V139H188ZM103 139V138H102ZM125 139V138H124ZM152 139V138H151ZM173 139H175V138H173ZM194 139V138H193ZM192 139V140H193ZM197 138L195 137V141H197L196 140ZM202 139V138H201ZM221 139V138H220ZM226 139H229L228 138V136L226 137ZM110 140H111V138H110ZM123 140V139H122ZM131 140V139H130ZM138 140V139H137ZM166 140H167V138H166ZM171 140V139H170ZM199 140V139H198ZM206 140V138H204V140L203 141H205ZM210 140V139H209ZM213 140V142H214V138L213 139H211V141ZM242 140V139H241ZM244 140H245V138H244ZM261 141V142H263V146H258V145H256V143L258 142V141ZM145 141V140H144ZM147 141V140H146ZM153 141H154V138H153ZM176 141V140H175ZM200 141H202V140H200ZM224 141L225 140H223L222 141V143H223V145H225L224 144ZM240 141V140H239ZM113 142V141H112ZM123 142H126V141H123ZM129 142V141H128ZM127 142V143H128ZM138 142V141H137ZM162 142H163V140H162ZM177 142V141H176ZM198 142V141H197ZM197 142H192V147H193V143L195 144L194 146H196V143ZM207 142V141H206ZM208 142H210V141H208ZM221 142V141H220ZM232 142V141H231ZM231 142H229V144H230V146L232 145L231 144ZM233 142H234V140H233ZM260 142V143H261ZM110 143V142H109ZM115 143V142H114ZM147 143V142H146ZM145 143V144H146ZM154 144H156L157 142H153ZM226 143V142H225ZM237 143V142H236ZM242 143H244V142H242ZM102 144V143H101ZM118 144V143H117ZM158 144V143H157ZM173 144V143H172ZM171 144V145H172ZM178 144H179V142H178ZM187 144H190L189 146H191V143H189L188 141H187ZM197 144H199V143H197ZM207 144V143H206ZM209 144V143H208ZM109 145V144H108ZM136 145V144H135ZM139 145V144H138ZM171 145H170V147H171ZM180 146H181V144H179ZM210 145H212V144H210ZM222 145V146H223ZM115 146V145H114ZM118 146V145H117ZM160 146V148H161V146L162 145H158V147ZM177 147L176 146V144H174V145H172V147ZM219 146H221V145H219ZM235 146H237V145H235ZM148 147V146H147ZM155 147H157V145H155ZM173 147V148H174ZM205 147V146H204ZM128 148V147H127ZM131 148V147H130ZM138 148H140V147H138ZM160 148H158L157 149V151H160V150H162V149H160ZM178 148V147H177ZM195 148V147H194ZM200 148H201V146H200ZM143 149V148H142ZM179 149H180V147H179ZM182 150H180V152H182V153H184L185 152V150H183V148H181ZM188 149V151L189 152H191L190 150H192L191 148H187ZM238 149V148H237ZM120 150V149H119ZM154 150H156V149H154ZM164 150V149H163ZM170 150H172V148H170ZM174 150V149H173ZM172 150V151H173ZM195 149H193V151H194ZM198 150V149H197ZM202 150V149H201ZM200 150V151H201ZM235 150V149H234ZM145 151V150H144ZM177 151H179V150H177ZM177 151H174V152H177ZM187 151V150H186ZM187 151V152H188ZM219 151H220V148H219ZM222 151V150H221ZM143 152V151H142ZM146 152V151H145ZM161 152V151H160ZM164 152H165V150H164ZM163 152V153H164ZM180 152H178L179 153V155H180V158H181V155L182 154H180ZM187 152L185 153V155H187ZM194 152H196V150L194 151ZM226 152V151H225ZM120 153H121V151H120ZM208 153V152H207ZM221 153H224V152H221ZM220 153V154H221ZM232 153V152H231ZM261 153V154H260ZM125 154V153H124ZM133 154V153H132ZM171 154H173V153H171ZM198 154V153H197ZM200 154V153H199ZM201 154H202V152H201ZM200 154V155H201ZM245 154V153H244ZM243 154V155H244ZM148 157H150L151 155L149 154V152H148ZM158 155H159V152H158ZM165 155V154H164ZM174 155V154H173ZM172 155V156H173ZM184 155V154H183ZM188 155L189 156H192L191 154H189L188 153ZM242 155V154H241ZM240 155V157H243V156H241ZM115 156H117V155H115ZM136 156V155H135ZM155 156H157V155H155ZM202 156V155H201ZM206 156V155H205ZM221 156H226V154L225 155H223V154H221ZM157 157H160V155L159 156H157ZM170 157V156H169ZM184 157V156H183ZM186 157V156H185ZM188 157V156H187ZM193 157V156H192ZM191 157V158H192ZM203 157V156H202ZM232 157V156H231ZM235 157H237V156H235ZM245 157V156H244ZM259 157V156H258ZM260 157H262V156H260ZM119 158V157H118ZM142 158V157H141ZM170 158H172V157H170ZM170 158H169V160H170ZM175 158V157H174ZM190 158V157H189ZM188 158V160H190V162H192V160L191 159H189ZM204 158V157H203ZM215 158V157H214ZM225 158H227V157H225ZM263 158H264V156H263ZM11 159H12V157H11ZM123 159V158H122ZM149 159V158H148ZM158 159V158H157ZM156 159V160H157ZM173 159V158H172ZM171 159V160H172ZM182 159V158H181ZM187 159V158H186ZM186 159L184 158V160L185 161H183V160H181L182 162H185V164H186ZM195 159H197L196 157H195ZM211 159H213V158H211ZM215 159H217V158H215ZM230 159V158H229ZM244 159V158H243ZM258 160V162H259V158H257ZM13 160V159H12ZM121 160V159H120ZM144 160V159H143ZM152 160V159H151ZM155 160V161H156ZM163 160H165L164 158H163ZM167 160V159H166ZM168 160V161H169ZM170 160V161H171ZM175 160V159H174ZM193 160H194V157H193ZM204 160V159H203ZM221 161L223 160V158L222 159H220ZM231 160V159H230ZM229 160V161H230ZM236 160H237V158H236ZM248 160V158L246 159V161ZM263 160L264 159H262V161L261 162H263ZM168 161L167 162H165V163H168ZM195 161V160H194ZM199 161H201V160H199ZM212 161V160H211ZM210 161V162H211ZM218 161V160H217ZM217 161H215V163H217ZM226 162H227V160H225ZM228 161V162H229ZM245 161V162H246ZM120 162V161H119ZM139 162H141V161H139ZM188 162V161H187ZM197 162V161H196ZM202 162H204V163H206L205 162V160L204 161H202ZM226 162H222V166H223V163H226ZM231 162V161H230ZM229 162V163H230ZM242 162V161H241ZM244 162V161H243ZM158 163V162H157ZM174 163H176V164H178L177 162H174ZM203 163V164H204ZM212 163V162H211ZM210 163V164H211ZM236 163V162H235ZM260 163V162H259ZM184 164V165H185ZM190 164V163H189ZM248 164V163H247ZM258 164V163H257ZM262 163H260V166H262L261 165ZM157 165V164H156ZM179 165V164H178ZM176 166V165H174V168L173 169H175V171H176V168L175 167H178V168H180V166ZM187 165V164H186ZM185 165V166H186ZM193 165V164H192ZM192 165H189V166H191V167H193ZM207 165V164H206ZM213 165V163L211 164V166ZM224 165H226V164H224ZM234 165V164H233ZM166 166H167V164H166ZM170 166H173V165H171L170 164ZM195 166H196V164H195ZM201 166V165H200ZM199 166V167H200ZM216 166V165H215ZM226 166H228V165H226ZM225 166V167H226ZM259 166V165H258ZM257 166V167H258ZM264 166V165H263ZM263 166L261 167V168H263ZM157 167V166H156ZM187 167V166H186ZM198 167V166H197ZM202 167V166H201ZM229 167V166H228ZM227 167V168H228ZM237 167V166H236ZM151 168V167H150ZM210 167H208L207 169H209ZM233 168V167H232ZM234 168H235V166H234ZM238 168V167H237ZM159 169V168H158ZM168 169H171L170 167H168ZM168 169L167 170H165L166 172H168ZM187 169H189V168H187ZM186 169V170H187ZM193 169V168H192ZM199 169V168H198ZM197 168H196V171L198 170ZM155 170V169H154ZM182 170V169H181ZM189 170H191V168L189 169ZM189 170H187V171H189ZM204 170V169H203ZM203 170H202V172H203ZM233 170V169H232ZM239 170H240V168H239ZM257 170V169H256ZM178 171H180V170H178ZM193 171H194V169H193ZM243 171V170H242ZM246 171V170H245ZM253 171V170H252ZM212 172L214 173V171L212 170ZM216 172V171H215ZM230 172H231V170H230ZM249 172V171H248ZM170 173H172L173 174V172H169V174ZM175 173H177V172H175ZM174 173V178H176V179H178V177H175L176 175H178V174H175ZM179 173V172H178ZM183 173V172H182ZM204 173V172H203ZM232 173V172H231ZM231 173H229V174H231ZM244 173V172H243ZM168 174V173H167ZM181 173H179V175H180ZM184 174V173H183ZM190 174H194L195 175V172L194 173H192V172H190ZM223 174V173H222ZM221 174V175H222ZM233 174V173H232ZM236 174V173H235ZM121 175V174H120ZM187 175V174H186ZM197 175V174H196ZM200 175V174H199ZM206 175V174H205ZM214 175V174H213ZM220 175V176H221ZM227 175V174H226ZM238 175V174H237ZM167 176V175H166ZM170 176H171V174H170ZM171 176V177H172ZM182 176V175H181ZM181 176H179V177H181ZM185 176V175H184ZM219 176V175H218ZM217 176V177H218ZM228 176H230V175H228ZM244 176H245V174H244ZM122 177V176H121ZM171 178V179H174V178ZM186 177V176H185ZM207 177V176H206ZM168 178V177H167ZM204 178V177H203ZM220 178V177H219ZM237 178H238V176H237ZM245 178V177H244ZM259 178V177H258ZM258 178L256 177V176H254V183H255V185H256V188L259 190V192H260V181L258 180ZM121 179H124V177L123 178H121ZM181 179H183V178H181ZM185 179V178H184ZM212 179V178H211ZM218 179V178H217ZM216 179V180H217ZM221 179V178H220ZM234 179V178H233ZM246 179V178H245ZM248 179V178H247ZM170 180V179H169ZM175 180V179H174ZM179 180V179H178ZM214 180V179H213ZM212 180V181H213ZM216 180H215V182H216ZM222 180V179H221ZM181 181V180H180ZM200 181H202V180H200ZM199 181V182H200ZM223 181V180H222ZM225 181V180H224ZM229 181H231V179L229 180ZM233 181V180H232ZM252 181V180H251ZM198 182V183H199ZM211 182V181H210ZM209 182V183H210ZM214 182V181H213ZM226 182V181H225ZM225 182H223V184H225ZM222 183V182H221ZM253 183V184H254ZM187 184V183H186ZM195 184V183H194ZM201 184V183H200ZM207 184V183H206ZM216 184V183H215ZM235 184V183H234ZM233 184V185H234ZM237 184V183H236ZM252 184V183H251ZM179 185V184H178ZM185 185V184H184ZM227 185V184H226ZM225 185V186H226ZM255 185H253V186H255ZM187 186V185H186ZM207 186V185H206ZM209 186V185H208ZM208 186H207V188H208ZM214 186H216V185H214ZM227 186H229V185H227ZM251 186V185H250ZM125 187V186H124ZM123 187V188H124ZM188 187V186H187ZM230 187V186H229ZM185 188V187H184ZM184 188L180 191V193H179V195H177L176 197H181L180 195L181 194H184V192H186V191H184ZM194 188H195V186H194ZM193 188V185H192V189H194ZM228 188V187H227ZM246 188V187H245ZM188 189H189V187H188ZM190 189H191V187H190ZM192 189H191V191H192ZM225 189V188H224ZM229 189V188H228ZM254 189V188H253ZM123 190V189H122ZM198 190V189H197ZM209 190H211V189H209ZM214 190V189H213ZM225 190H227V189H225ZM224 190V191H225ZM230 190V189H229ZM234 190V189H233ZM232 190V191H233ZM178 191V190H177ZM176 191V192H177ZM219 191V190H218ZM257 191V190H256ZM175 192V191H174ZM174 192H172V193H174ZM199 192V191H198ZM222 192H223V190H222ZM258 192V191H257ZM171 193V194H172ZM196 193H197V191H196ZM226 193V192H225ZM234 193H236V192H234ZM177 194H178V192H177ZM195 194V193H194ZM227 194H229V192L227 191ZM226 194V195H227ZM231 195H232V192L230 193ZM176 195V194H175ZM196 195V194H195ZM199 195V194H198ZM201 195V194H200ZM225 195V194H224ZM223 194H221V196L222 197H226V195L224 196ZM261 195V194H260ZM189 196V194H187V197ZM219 196V195H218ZM262 196V195H261ZM260 196V197H261ZM185 197V196H184ZM196 197H197V195H196ZM199 197V196H198ZM228 197V196H227ZM161 198V197H160ZM160 198H159V201H161L160 200ZM200 198H202V196L200 197ZM199 198V199H200ZM173 199V198H172ZM175 199V198H174ZM202 199H204V198H202ZM210 199H212V198H210ZM180 200V199H179ZM206 200H207V198H206ZM205 201V200H204ZM213 201H215V199L213 198ZM212 201V202H213ZM158 202V201H157ZM207 203V202H206ZM204 204V203H203ZM216 204V203H215ZM157 205V207L160 205L159 203H157L156 204ZM191 205L195 208V207H197V205H198V201H196L195 203H191ZM226 205V204H225ZM209 206V205H208ZM219 206H221V204L219 205ZM200 208H201V206H199ZM203 207V206H202ZM227 207V206H226ZM230 207V206H229ZM229 207H228V209H229ZM209 208V207H208ZM223 208V207H222ZM202 209V208H201ZM225 209H227V208H225ZM224 209V210H225ZM157 210H158V208H157ZM203 210V209H202ZM233 211V210H232ZM120 216H121V213H120ZM191 230V229H190ZM192 233V232H191ZM213 242V241H212ZM215 242H217V241H215ZM208 244H209V242H208ZM214 244V243H213ZM212 244V245H213ZM209 245H211V244H209ZM211 245V246H212ZM212 249V248H211ZM214 250V249H213ZM99 251H101V249L99 250ZM212 251V250H211ZM5 252L7 253V251L6 250H1L0 249V259L3 257V255L5 254ZM213 253H215L216 252V250H215V252L214 251H212ZM211 252V253H212ZM9 253V252H8ZM213 255V254H212ZM5 256L7 257L8 255H6L5 254ZM4 256V257H5ZM10 256V255H9ZM81 258V257H80ZM90 258V257H89ZM10 259V258H9ZM8 259V260H9ZM78 258H76V260H77ZM102 259H103V257H102ZM105 259V258H104ZM218 259V258H217ZM217 259L213 256H211V258H210V260H209V264H211V263H214V262H216L217 261ZM7 260V261H8ZM12 260V259H11ZM81 260L82 259H80V262H81ZM88 260V259H87ZM79 261V260H78ZM89 261V260H88ZM2 262V261H1ZM5 262V261H4ZM97 262V261H96ZM6 264H7V262H5ZM75 263H77V261L75 262ZM89 263H90V261H89ZM78 264V263H77Z\"/></svg>",
    "mask_w": 264,
    "mask_h": 264
},
{
    "label": "crops",
    "instance_id": "3",
    "mask_svg": "<svg viewBox=\"0 0 264 264\" xmlns=\"http://www.w3.org/2000/svg\"><path fill=\"white\" fill-rule=\"evenodd\" d=\"M188 102H190V106L192 107L191 117H190V120L188 121L189 122L188 125H187V122L184 123L185 124L184 125L181 121H179V119H177V118L175 119V117H173V116L170 118L167 117V119H166V117L158 116L159 117V118H157L158 120L156 119V116H152L151 117L152 121L150 120L151 118L148 119L149 124L147 126V123H148L147 120H146L147 122L144 120L145 121L144 123L142 120H140L141 122H139V119L138 118L135 119L136 117H133V115L131 116L132 118L130 116H128L130 118L127 117L123 121H121V119L118 118V113L120 112V108L117 107L118 108L117 109L116 106L114 108V106H112V105L107 106L108 108L104 105H102L103 107H101V106L99 107V105H97V106L94 105V101H93L92 102L93 104H92L91 131L89 133L90 147H89V149H87V154H86L87 155V159H86L87 182L89 183V180L91 177L92 178V184H93V186H92L93 192H95L97 195L99 193H104V190L99 191L100 188L101 189L108 188L110 190V193H113V189L115 190L118 188V192H117L118 195L117 196L112 195V194L109 195L107 202H119V203L123 202V203H136V204H157V203H159L160 205H162V204L179 203L183 199L188 204H191V203L193 204L196 201L204 202L205 204H208L209 206L207 205L202 210V212L197 211V209H195L194 207H191L189 209V216L190 217L204 220V222L199 223L198 227H197V236H198V240H199V244L198 245L196 244L197 251L195 252V250L191 249L189 234H188V230L186 227H184L182 229L180 236L177 235V246H178V250H179L181 256L183 257V263L184 264H207V261H208V259L210 260L211 256L212 257L214 256L216 259L218 258L216 262L211 263V264H264V166H263L264 163L261 164L263 166V168H261L262 166H260V163L257 164L255 160H254L255 164L251 165V163H249L250 158L247 157L248 153L244 151L245 149H241V148L239 149V144H242L241 146H243L246 143V137L244 135H240L239 138L242 136L241 137L242 140H241L238 138L239 134L237 132H234V130L235 131L237 130L236 129L237 125H234L235 123H237L235 118H231L230 120H227L228 122L227 123L224 122L225 125H223V126H222V124L217 125L215 117L213 116L212 112L209 110L208 107L200 105L198 103V100H192V101H188ZM111 108L112 109L114 108V109L112 110ZM93 109H96V110H94L95 111L94 115L95 116L97 115L100 118L94 117ZM109 110H110V112L112 111V113H114V114H112V113L109 114ZM114 111H116L117 114ZM104 112L106 114H104ZM113 115H114V117H113ZM110 117H111V119H110ZM131 119H133V120L131 121ZM153 119H155V120H153ZM136 120H138V122ZM109 121H110V123H107ZM134 121H136V122H134ZM150 121L151 122L154 121L153 122L154 128H153V126H150ZM155 121H156V123H155ZM171 121H173L174 124ZM131 122H133V123H131ZM158 122H161V123L158 124ZM105 123H106V125H104ZM175 123L179 124V127L177 124H176L177 125L176 126ZM161 124H163V125H161ZM126 125H128V126H126ZM137 125H138V127H137ZM144 125H146V126H144ZM189 125H191V127H192V128L191 127L190 128L193 130V132H192L193 134H194V131H196V133H197V134L195 133L196 135L191 134L190 131H192V130L189 128ZM230 125H232V126H230ZM233 125H234V127H233ZM134 126H136V128ZM156 126H159V127L157 128ZM161 126H163V128ZM183 126H185V128H183ZM126 127H128V128H126ZM149 127H152V128H149ZM168 127L171 129H169V130L166 129ZM173 127H175L174 128L175 130L173 129ZM209 127L211 129H213L212 135H211V133H205L204 134L203 132H205V131H203V130L210 129ZM217 127L219 130L217 129ZM144 128L149 129V131L147 129L149 134L147 133L146 129H144ZM187 128L190 129V131L186 130ZM177 129H178V131H177ZM97 130L98 131L101 130V131L98 133ZM232 130H233V133H232ZM124 131L127 133L124 134L123 133ZM176 131L178 132L177 134H175ZM179 131H180V133H179ZM170 132H175V133L172 134ZM151 133H153V134H151ZM185 133L188 135V137L190 135V137L188 138L186 136V138L184 140L182 139V142H184V141L185 142L181 143L180 142L181 139H179V138H184ZM198 133H201L200 137H199ZM217 133H218V136L213 137V136L217 135ZM179 134H181V135H179ZM177 135H178V137H177ZM191 135H192V137H191ZM225 135H226V137L228 136L229 139H226ZM229 135H230V137H229ZM102 136H104V137H102ZM205 136H208V139ZM220 136H223V137H220ZM155 137H157V138H155ZM158 137H160V138L162 137V138L160 139ZM195 137L197 138L196 140L198 142L194 140ZM110 138H111V140H110ZM153 138H154V141L157 142L158 144L153 143L154 142ZM166 138H167V140H166ZM173 138H175V139H173ZM204 138H206L205 141H203ZM213 138H214V142H213V140L211 141V139H213ZM244 138H245V140H244ZM162 140H163V142H162ZM200 140H202V141H200ZM223 140H225L224 141L225 145H223V143H222ZM233 140H234V142H233ZM123 141H126V142H123ZM187 141L189 143H191V146H189L190 144H187ZM208 141H210V142H208ZM178 142H179V144H181V146L178 144ZM192 142H194V143L197 142L199 144L196 143V146H194L195 144L193 143V147H192ZM229 142H231V144H232L231 146H230ZM242 142H244V143H242ZM171 144L172 145L176 144V146L178 148L174 147V146H173L174 147L173 148ZM210 144H212V145H210ZM155 145H157V147H155ZM158 145H162L161 148H160V146L158 147ZM170 145H171V147H170ZM219 145H221V146H219ZM235 145H237V146H235ZM200 146H201V148H200ZM138 147H140V148H138ZM179 147H180V149H179ZM158 148L162 149V150H160L161 152L157 151ZM170 148H172V150L173 149L174 150L172 151V150H170ZM181 148H183V150L186 149L187 151H188L187 148H191L192 150H190L191 152H189V151L187 152L185 150V152L182 153L183 151L180 152V150H182ZM219 148H220V151H219ZM154 149H156V150H154ZM163 149L165 150V152ZM193 149H195L196 152H194L195 150L193 151ZM177 150H179V151H177ZM120 151H121V153H120ZM174 151H177V152H174ZM148 152L151 155L150 157H148L149 156ZM158 152H159L160 157H157V156H159ZM178 152H180V154H182L181 155L182 159L180 158V155ZM186 152H187V155H185ZM201 152H202V154H201ZM221 152H224V153H221ZM171 153H173L174 155ZM188 153L194 157L195 161L193 160L192 156L188 155ZM220 153L223 155L226 154V156H221ZM115 155H117V156H115ZM155 155H157V156H155ZM240 155L243 157H240ZM169 156L172 157L173 159L170 158ZM235 156H237V157H235ZM195 157L197 159H195ZM214 157L217 159H215ZM225 157H227V158H225ZM163 158L165 160H163ZM169 158H170V160L171 159L172 160L170 161ZM184 158L185 159L187 158L186 159L187 165L185 164V162L181 161V160L185 161ZM188 158L191 159L192 162H190V160H188ZM211 158H213V159H211ZM222 158H223V160L221 161L220 159H222ZM236 158H237V160H236ZM247 158H248V160L246 161ZM203 159L205 160L206 163L202 162V161H204ZM199 160H201V161H199ZM225 160H227V162ZM139 161H141V162H139ZM167 161H168V163H165ZM210 161L213 163L212 166H211L212 163ZM215 161H217V163H215ZM174 162H177L179 165L174 163ZM222 162H226V163H223V166H222ZM166 164H167V166H166ZM170 164L173 166H170ZM195 164H196V166H195ZM224 164L228 165L229 167L224 165ZM174 165H176V166L178 165V166H180V168L175 167L176 168V171H175V169H173ZM189 165H192L193 167H191ZM234 166H235V168H234ZM168 167H170L171 169H168ZM208 167H210V168L207 169ZM187 168H189V169L191 168V170H189ZM192 168L194 169V171ZM196 168L197 169L199 168V169L196 171ZM239 168H240V170H239ZM167 169H168V172L165 171ZM186 169L189 171H187ZM178 170H180V171H178ZM202 170L204 173L202 172ZM212 170L214 171V173L212 172ZM230 170L233 174L230 172ZM170 171L173 172V174L170 173L171 176L172 175L174 176V173L177 172L175 174H178V175H176L175 177H178L179 180L174 178L173 176L172 177L175 180L171 179L172 177L169 174ZM178 172L181 174L179 175ZM190 172H192V173L195 172V175L190 174ZM254 172H257L258 176L260 177V187H261L260 193L257 192L258 190H257L256 185L254 183L255 182L253 179L254 178L253 177ZM229 173H231V174H229ZM244 174H245V176H244ZM228 175H230V176H228ZM179 176H181V177H179ZM237 176H238V178H237ZM123 177H124V179H121ZM181 178H183V179H181ZM230 179H231V181H229ZM200 180H202V181H200ZM215 180H216V182H215ZM223 182H225V184H223ZM226 184L229 185L230 187L227 186ZM186 185L189 187V189ZM192 185H193V188L195 186L194 189H192ZM206 185L207 186L209 185L208 188ZM214 185H216V186H214ZM253 185H255V186H253ZM190 187H191L192 191H191ZM94 188H96V189L94 190ZM183 188H184V191H186V192H184V194H181L180 195L181 197H179V198L176 197L177 195H179L180 191ZM224 188L227 190H225ZM209 189H211V190H209ZM222 190H223V192H222ZM176 191L178 192V194ZM196 191H197V193H196ZM227 191L229 192V194H227ZM130 192L132 193V195H129ZM172 192H174V193H172ZM231 192H232V195L230 194ZM234 192H236V193H234ZM194 193L197 195V197ZM187 194H189L188 197H187ZM221 194H223V195L227 194V195L224 198L221 196ZM201 196L204 199L200 198ZM115 197H117L118 199L114 200ZM159 198L161 201H159ZM206 198H207V200H206ZM210 198H212V199H210ZM213 198L215 199V201H213ZM215 203L216 204H218V203H230L231 204V207H230V210L228 213L227 221H225L223 223H221L220 221L218 223L208 221V220H214V219L218 218L217 214L219 212L214 209ZM210 204H211V206H210ZM243 205H245V206H243ZM215 241H217V242H215ZM208 242L211 245L213 243L214 244L211 246L208 244ZM211 250L214 252L216 250V252L213 253ZM129 262L133 264V262H136V261H129Z\"/></svg>",
    "mask_w": 264,
    "mask_h": 264
}]
</instances>
